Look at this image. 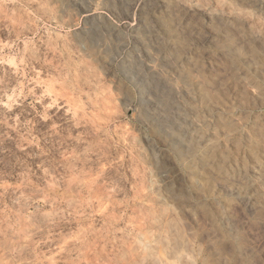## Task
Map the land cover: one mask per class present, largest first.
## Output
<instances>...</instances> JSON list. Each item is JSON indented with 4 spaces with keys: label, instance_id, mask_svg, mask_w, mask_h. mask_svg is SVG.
<instances>
[{
    "label": "rangeland",
    "instance_id": "obj_1",
    "mask_svg": "<svg viewBox=\"0 0 264 264\" xmlns=\"http://www.w3.org/2000/svg\"><path fill=\"white\" fill-rule=\"evenodd\" d=\"M0 264H264V0H0Z\"/></svg>",
    "mask_w": 264,
    "mask_h": 264
},
{
    "label": "bare ground",
    "instance_id": "obj_2",
    "mask_svg": "<svg viewBox=\"0 0 264 264\" xmlns=\"http://www.w3.org/2000/svg\"><path fill=\"white\" fill-rule=\"evenodd\" d=\"M181 15H183V14H181ZM192 15H193V14H192ZM184 16H185V15H184ZM184 18H185V17H184ZM192 19H194V17H193ZM191 23H193V21H192ZM185 24H186V23H185ZM189 24H190V23H189ZM195 26H196V25H195ZM195 26H194V28H195ZM194 28H192V29H194ZM196 28L198 29V27H196ZM195 30H196V29H195ZM192 31H193V30H192ZM200 31H201V30H200ZM192 33H193V32H192ZM215 33H216V32H215ZM219 34H220V33H218V35H219ZM198 35H199V34H198ZM221 35H222V33H221ZM226 35H227V34H226ZM215 36H216V34H214V35L212 34L210 37L213 38V37H215ZM197 37H198V36H197ZM203 38H204V37H203ZM203 38H202V40H203ZM228 38H229V37H228ZM203 42H204V41H203ZM203 42H202V43H203ZM205 42H207V41H205ZM203 45H204V44H203ZM206 46H207V45H206ZM213 46H214V45H213ZM206 48H207V47H206ZM208 48H210V47H208ZM233 63H234V62H233ZM239 64H240V63H239ZM232 65H233V69H235L236 72H237L236 75L238 74L237 76H240V77H242V76L244 77V76H245V78L248 77V76L246 77V72H247V71H246L245 69L241 68L240 65H238L237 63H234V64H232ZM248 73H249V72H248ZM238 78H239V77H238ZM247 79H248V78H247ZM244 80H245V79H244ZM253 82H254V81H253ZM251 84H252V83H251Z\"/></svg>",
    "mask_w": 264,
    "mask_h": 264
}]
</instances>
